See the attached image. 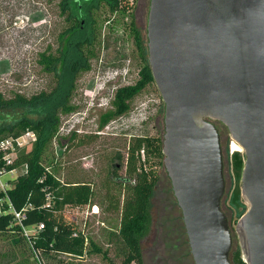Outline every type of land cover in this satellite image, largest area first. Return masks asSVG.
Returning a JSON list of instances; mask_svg holds the SVG:
<instances>
[{"label": "rangeland", "instance_id": "374dc122", "mask_svg": "<svg viewBox=\"0 0 264 264\" xmlns=\"http://www.w3.org/2000/svg\"><path fill=\"white\" fill-rule=\"evenodd\" d=\"M58 1L0 0V95L3 98L10 99L15 95L28 98L54 87L52 74L46 73L39 65V54L56 50V36L64 30V24L58 18ZM138 1L127 0L129 4L133 3L131 20ZM90 3L87 11L90 19L96 22L97 44L92 48L96 56L89 58L87 69L79 71L72 97L64 105L66 109L57 110V131L45 144L41 158L47 170L61 182L91 185L94 196L90 206L64 207L55 213L54 218L81 231L101 248L102 253L86 255L81 259L61 255L42 259L31 251L26 241L27 235L33 232L28 229L22 236L0 234V264H22L26 260L31 264L122 262L118 255L119 242L112 235L119 229L121 205L130 194L122 186L126 180L129 183L134 180L125 173L126 152L130 143L137 138L162 137L164 103L154 83L147 85L129 103L131 108L127 114L100 130V117L112 109L110 103L115 92L140 79L143 62L136 43L128 35L125 26L127 14H122V11L110 13L104 0ZM145 13L143 25L136 22L144 46L147 8ZM71 58H76L75 53L70 54ZM19 112L1 111L0 118L2 115L4 118L0 119V124L17 121ZM216 128L221 136L225 162L227 194L222 203L223 212L229 221L233 249L240 250L237 224L247 209L241 198V174L237 176L232 169L230 136L221 125L217 124ZM73 132L92 140L88 144H73L65 148L67 138ZM34 135V140H29V144L18 151L19 155L34 148L37 143V135ZM61 138L66 141L61 142ZM144 168L153 169L158 177L151 199L150 230L141 243L144 264H194L189 254L181 210L173 197L163 159L151 157ZM22 173L24 167L2 175L0 185L10 186L9 183ZM110 201H119V211L109 210Z\"/></svg>", "mask_w": 264, "mask_h": 264}, {"label": "water", "instance_id": "95a60500", "mask_svg": "<svg viewBox=\"0 0 264 264\" xmlns=\"http://www.w3.org/2000/svg\"><path fill=\"white\" fill-rule=\"evenodd\" d=\"M146 53L164 103L163 168L194 264H233L221 136L244 156V264H264V0H150Z\"/></svg>", "mask_w": 264, "mask_h": 264}, {"label": "trees", "instance_id": "16d2710c", "mask_svg": "<svg viewBox=\"0 0 264 264\" xmlns=\"http://www.w3.org/2000/svg\"><path fill=\"white\" fill-rule=\"evenodd\" d=\"M104 2L110 13L122 11V14H127L128 20L125 26L128 35L132 36L136 43L138 53L142 56L143 66L137 82L115 92L110 103L112 109L100 117V130L106 128L116 118L127 114L131 108L129 103L147 85L153 84L146 58V47L133 19H129L131 8L127 0H104ZM58 7L61 14H68V18L72 15L77 21L78 9L71 0H59ZM75 29V35L66 37L67 33L63 32L59 36V42L61 46L64 45V51L72 47L77 49L75 59L60 58V71L67 79H70L78 68L81 71L87 69L89 58L96 56L91 47L85 46L88 41L83 32H79L77 27ZM46 52L39 54V65L46 73L54 74V77L57 75L55 69L59 59L55 58L54 52ZM84 65L86 66L83 67ZM67 91V87L66 89L64 87L63 95H66ZM57 93V89L54 88L50 91H42L30 98L15 95L13 98L5 99L0 95V112L20 111L17 121L0 124V140L6 137H18L27 131L37 135L34 148L27 153L20 154L13 164H5L0 156V172L4 171L7 174V172L24 167V173L9 183L6 194L0 192V234L10 233L22 236L25 230L34 229L30 235H27L26 241L31 251L40 258H53L61 255L70 259H81L86 255L100 254L102 250L81 231L73 228L69 223L56 220L54 215L64 207L90 206L94 191L89 184L75 183L72 185L61 182L47 170L41 158L45 144L57 131L56 109L59 101ZM1 118H4V115ZM62 139L64 138L60 140ZM91 140V137L78 136L76 132H73L67 138V144L64 147L67 148L73 144H88ZM63 141L66 140L61 142ZM161 149L162 137L160 136L137 138L130 143L127 149L125 173L134 180L131 183L126 180L122 186L130 194L121 205L119 229L112 235L113 239L119 242L118 255L122 258L120 264H144L141 243L150 230L151 199L158 180L154 170H146L144 166L151 157L155 160L163 159ZM243 162L244 156L241 153H233L232 169L237 176L242 173ZM108 207L111 211H119V201H110ZM15 213L22 214L24 219L18 222L15 219ZM40 226L43 227L39 230ZM230 255L233 264H244L240 250L232 248ZM22 264H31V262L26 260Z\"/></svg>", "mask_w": 264, "mask_h": 264}, {"label": "flooded vegetation", "instance_id": "af4514ba", "mask_svg": "<svg viewBox=\"0 0 264 264\" xmlns=\"http://www.w3.org/2000/svg\"><path fill=\"white\" fill-rule=\"evenodd\" d=\"M71 1L75 4V6L78 9L79 16L77 18V21H75V19L72 15L68 18L67 17L68 14L67 15L61 14V12H60L61 10L59 9V7L57 5L58 18H60L62 23L64 24V30H62L56 36L58 45L56 47V50H54L53 52H54L55 58L59 59V63L57 65V68L55 69V71L57 72V75L53 77L54 78V83H53L54 87L49 89V91H50V90H53L55 88L58 91L57 96H59V98H58L59 102H58L56 112H58L57 111L58 109H59V111H63L66 109V106H64V105H67L69 103V100L72 97V93L74 91V83H75L76 78L78 77L79 73L81 72L80 68L75 70V73L73 74L71 80L67 79L65 76H63V73H61V71H60V68H61L60 58L64 57L65 59H68V58H70L71 53H73V54L75 53V55H76L77 49H76V47H72L71 49L64 51L63 50V49H65L64 45L61 46L60 42H59L60 34L65 32V33H67L66 37H68L69 35H75L76 34L75 27H77L79 32H83L84 37H86V41H88V43H86L85 46H87V47L89 46V47L93 48V47H96V44H97V42H96L97 41V37H96L97 33L95 30L96 22H95V20L90 19V17L88 16V11H87L88 8H90V6H91L90 2L95 1V0H71ZM141 1L142 0L138 1L139 4H138V6H137V8L133 14V19H134L133 22L135 24L136 29H137V23L136 22H139L141 25H143V15L145 16V14H146L145 13L146 8H147V12L149 11V7L147 6L148 3L150 6V2H149L150 0H148V1L143 0V2H141ZM57 4H58V2H57ZM128 5L132 9L131 6L133 5V3H131V4L128 3ZM115 12H119V11H115ZM147 15H148V13H147ZM147 21H148V19H147ZM72 28H73V30H72ZM138 32H139V30H138ZM145 36H146V29H145ZM146 42H147V36H146ZM146 42H145V47H146ZM85 66L86 65H84L83 67H85ZM53 75L54 74H52V76ZM68 81H69V83H68ZM64 87H65V89H66V87L68 89L66 95H63ZM38 94H36V95H38ZM36 95H34V96H36ZM118 166H120V165H118ZM114 177L117 178L116 173H114ZM85 184H88V183H85ZM222 210H223V206H222ZM187 245H188V239H187ZM188 248H189V246H188ZM189 254H190V251H189Z\"/></svg>", "mask_w": 264, "mask_h": 264}, {"label": "built area", "instance_id": "2783aa9c", "mask_svg": "<svg viewBox=\"0 0 264 264\" xmlns=\"http://www.w3.org/2000/svg\"><path fill=\"white\" fill-rule=\"evenodd\" d=\"M35 135L34 132H24L22 135L18 137H6V139H1L0 140V156L2 161L5 164L11 165L13 164L16 160L17 157L19 156L18 151L23 150V148L29 144V140H34ZM10 171L7 173H12L14 172ZM2 175H7L4 173V171L0 172V177ZM9 188V186H2L0 185V192L6 194V190ZM1 214V211H0ZM15 219L20 222L22 219H24V216L19 213H15ZM43 226H40L39 230L42 229ZM31 230V229H30ZM34 231V229H32Z\"/></svg>", "mask_w": 264, "mask_h": 264}, {"label": "bare ground", "instance_id": "6f19581e", "mask_svg": "<svg viewBox=\"0 0 264 264\" xmlns=\"http://www.w3.org/2000/svg\"><path fill=\"white\" fill-rule=\"evenodd\" d=\"M230 150H231V152H239V153H241V151H240V148L238 147V145L237 144H235L234 142H231L230 143Z\"/></svg>", "mask_w": 264, "mask_h": 264}]
</instances>
